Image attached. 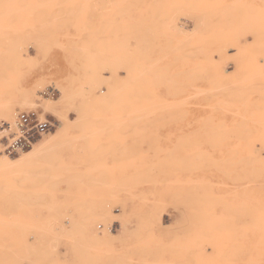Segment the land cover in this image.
I'll return each mask as SVG.
<instances>
[{
  "label": "rangeland",
  "instance_id": "374dc122",
  "mask_svg": "<svg viewBox=\"0 0 264 264\" xmlns=\"http://www.w3.org/2000/svg\"><path fill=\"white\" fill-rule=\"evenodd\" d=\"M0 264H264V0H0Z\"/></svg>",
  "mask_w": 264,
  "mask_h": 264
},
{
  "label": "built area",
  "instance_id": "2783aa9c",
  "mask_svg": "<svg viewBox=\"0 0 264 264\" xmlns=\"http://www.w3.org/2000/svg\"><path fill=\"white\" fill-rule=\"evenodd\" d=\"M22 117L24 118L25 116L22 115ZM25 119V118H24Z\"/></svg>",
  "mask_w": 264,
  "mask_h": 264
}]
</instances>
